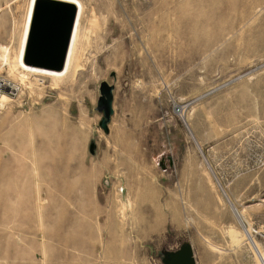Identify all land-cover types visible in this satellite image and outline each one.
<instances>
[{"label": "rangeland", "instance_id": "374dc122", "mask_svg": "<svg viewBox=\"0 0 264 264\" xmlns=\"http://www.w3.org/2000/svg\"><path fill=\"white\" fill-rule=\"evenodd\" d=\"M79 1L70 79L0 71V264H264V0Z\"/></svg>", "mask_w": 264, "mask_h": 264}, {"label": "water", "instance_id": "95a60500", "mask_svg": "<svg viewBox=\"0 0 264 264\" xmlns=\"http://www.w3.org/2000/svg\"><path fill=\"white\" fill-rule=\"evenodd\" d=\"M75 8L70 4L49 0H38L35 4L25 62L31 66L49 70H60L63 65L71 28L75 18ZM102 103L106 119L111 114L110 95ZM165 264H193L189 246L169 255Z\"/></svg>", "mask_w": 264, "mask_h": 264}, {"label": "bare ground", "instance_id": "6f19581e", "mask_svg": "<svg viewBox=\"0 0 264 264\" xmlns=\"http://www.w3.org/2000/svg\"><path fill=\"white\" fill-rule=\"evenodd\" d=\"M37 1L38 0H28L27 2L26 13H25L24 21H23L22 34L20 37L17 54L15 53L16 56L14 55L15 57L12 58V60H8L7 59L8 56L6 57L5 54L2 55V57L0 58V71H2V68L5 71V78L1 80L2 88L8 89L11 92L20 91L19 89L26 87V86L29 87L30 90H32L33 86L35 85H33L31 81H29L28 79L29 77L49 79L52 82V87H53L56 85V83L60 81H64L66 80V78H69L68 76L72 73V70H74V68L77 67L78 44H79V38H80V32H81V21L83 20L82 16L84 12L83 5L81 4L79 0H49V1L59 2V3L70 4L74 6L76 10L75 18H74L73 25L71 28V33H70V37L68 40L67 49H66V53L64 56L63 65L61 69L60 70H49V69L37 68L25 62V50H26L29 31L31 27L33 12H34L35 4ZM6 100H7V97L0 93V109L4 107V103ZM237 215H238V218H240V215L238 212H237ZM262 257H264V255H262Z\"/></svg>", "mask_w": 264, "mask_h": 264}]
</instances>
